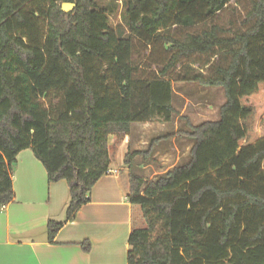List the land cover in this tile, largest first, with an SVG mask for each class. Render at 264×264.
Here are the masks:
<instances>
[{
	"label": "trees",
	"instance_id": "trees-1",
	"mask_svg": "<svg viewBox=\"0 0 264 264\" xmlns=\"http://www.w3.org/2000/svg\"><path fill=\"white\" fill-rule=\"evenodd\" d=\"M230 2L126 0L121 37L94 0H0V211L15 201L17 156L31 149L49 182L70 188L66 221L47 226L53 243L109 173L110 136L171 123L174 82L222 88L218 119L177 133L192 143L187 162L153 180L131 171L128 199L143 225L128 264H264V0L225 29L214 20ZM142 49L162 61L157 70L150 57L141 65ZM171 136L125 164L152 161Z\"/></svg>",
	"mask_w": 264,
	"mask_h": 264
},
{
	"label": "crops",
	"instance_id": "crops-1",
	"mask_svg": "<svg viewBox=\"0 0 264 264\" xmlns=\"http://www.w3.org/2000/svg\"><path fill=\"white\" fill-rule=\"evenodd\" d=\"M149 124H133L130 135L120 142L109 137V151L114 149L109 173L95 184L91 202L65 224L53 243L47 226L50 221H66L69 185L66 181L50 183L33 151L20 152L13 176L15 201L0 211V264H128L130 235L143 223L140 208L129 202V170L123 164L132 143L133 151L144 150L135 144L133 127ZM138 162L137 174L146 179L168 171L151 170L148 176V168ZM85 243L90 244V251L84 249Z\"/></svg>",
	"mask_w": 264,
	"mask_h": 264
},
{
	"label": "rangeland",
	"instance_id": "rangeland-1",
	"mask_svg": "<svg viewBox=\"0 0 264 264\" xmlns=\"http://www.w3.org/2000/svg\"><path fill=\"white\" fill-rule=\"evenodd\" d=\"M99 9L105 11L109 17V23L112 30H114L118 36L127 37L129 35L128 26L125 20L126 12V0H94ZM250 8V0H231L228 7L220 13L215 23L219 24L225 29L234 28L239 25V22L245 16V13ZM150 51L147 49L141 50V55L138 57L142 66L150 57ZM157 54V53H155ZM158 56H162L159 55ZM155 58V59H153ZM152 66L150 69L157 70V66L162 63L158 60L157 56L150 57ZM188 63L184 66H179L176 75L178 73H185ZM195 73H208V68H200V64L193 65L192 68ZM174 90L177 94L175 100V106L177 108L178 115L171 123H163L161 121H154L147 126L135 125L132 131V137L135 139V144L140 149L146 150L151 140L162 137L165 135H172L170 139L160 141L156 153L152 158V161L143 163L140 158H137L134 166L131 168L127 164H123V168L133 171L137 174L136 165L138 163L148 168V176L152 175V171L164 172L177 165L184 164L189 159V152L192 143L187 139L181 138L177 133L180 130H186V124L198 125L206 121H216L218 119V112L220 107L226 102L224 91L222 88H209L205 89L196 84L189 83H173ZM120 139L117 142H120ZM134 142V140H133ZM133 143L129 152H133ZM114 149H110L109 153ZM142 151V150H141ZM127 153V154H128ZM126 154V155H127ZM114 158H116L114 156ZM151 166V167H148ZM144 172V171H143ZM143 177V176H142ZM148 180H151L150 178ZM153 180V179H152Z\"/></svg>",
	"mask_w": 264,
	"mask_h": 264
},
{
	"label": "water",
	"instance_id": "water-1",
	"mask_svg": "<svg viewBox=\"0 0 264 264\" xmlns=\"http://www.w3.org/2000/svg\"><path fill=\"white\" fill-rule=\"evenodd\" d=\"M75 8V4H72V3H64L62 5V10L65 12V13H71Z\"/></svg>",
	"mask_w": 264,
	"mask_h": 264
}]
</instances>
